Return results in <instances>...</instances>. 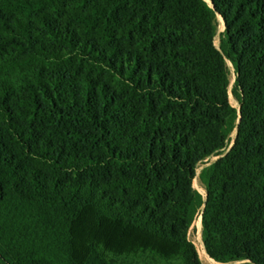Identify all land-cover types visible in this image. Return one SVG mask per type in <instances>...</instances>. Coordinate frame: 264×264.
Segmentation results:
<instances>
[{
    "label": "trees",
    "instance_id": "obj_1",
    "mask_svg": "<svg viewBox=\"0 0 264 264\" xmlns=\"http://www.w3.org/2000/svg\"><path fill=\"white\" fill-rule=\"evenodd\" d=\"M197 217L264 264V0H0V264H202Z\"/></svg>",
    "mask_w": 264,
    "mask_h": 264
},
{
    "label": "rangeland",
    "instance_id": "obj_2",
    "mask_svg": "<svg viewBox=\"0 0 264 264\" xmlns=\"http://www.w3.org/2000/svg\"><path fill=\"white\" fill-rule=\"evenodd\" d=\"M220 32L223 31V24L220 21ZM215 46H219V39L216 37L215 39ZM233 79V78H232ZM230 102L234 107H237L236 101L233 99V97L230 95ZM217 158H211L209 162H214ZM203 166L199 167L197 169V175L199 174L201 168ZM194 188L203 196L205 195V191L203 189V186L200 184L198 179L193 183ZM199 220H201L200 217H197L195 222L193 223L190 232H189V240L193 243V245L196 248V251L198 253L199 260L201 261L202 264H218L214 262L213 260L209 259V257L203 252L204 247H203V242H202V237H201V225H199ZM203 247V248H202ZM136 264H156V263H150L147 259H142L138 260ZM158 264H178V263H158Z\"/></svg>",
    "mask_w": 264,
    "mask_h": 264
},
{
    "label": "bare ground",
    "instance_id": "obj_3",
    "mask_svg": "<svg viewBox=\"0 0 264 264\" xmlns=\"http://www.w3.org/2000/svg\"><path fill=\"white\" fill-rule=\"evenodd\" d=\"M199 225H201V220H199V223H198ZM203 248V247H202ZM204 253H205V251H203ZM206 254V253H205ZM210 259V258H209Z\"/></svg>",
    "mask_w": 264,
    "mask_h": 264
}]
</instances>
